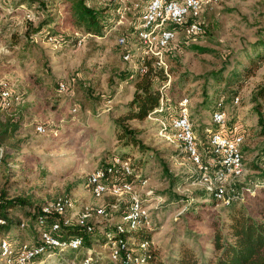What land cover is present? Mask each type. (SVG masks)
Listing matches in <instances>:
<instances>
[{
	"label": "rangeland",
	"instance_id": "obj_1",
	"mask_svg": "<svg viewBox=\"0 0 264 264\" xmlns=\"http://www.w3.org/2000/svg\"><path fill=\"white\" fill-rule=\"evenodd\" d=\"M13 1L0 0V78L8 82L13 97L20 99L0 112V118L19 123L15 139L21 142V152L11 167L16 174L20 169L27 172L23 178L16 176L17 183L9 189V195L24 197L28 203L9 216L27 223L31 205L66 195L71 199L67 210L71 217L84 204L108 210L107 215L92 218L98 234H103L106 223L113 226L120 221L113 212L129 204L131 195L108 192L95 197L86 179L112 153L131 152L134 158L143 155L148 162V178L136 182L135 191L152 219L149 249L158 248L160 259H166L188 245L203 258L213 257L211 237L226 220L227 212L224 203L205 190L194 164L173 138L171 117L162 114L166 108L144 120L129 122L141 132L140 146L123 147L120 131L115 128L116 113L135 90L134 78L124 77L137 71L142 48L135 30L148 0H87L111 8L110 25L101 36L76 31L64 11L68 4L55 3L50 7L55 17L50 31L64 35L66 40L60 44L50 40L48 32L36 34L31 30L45 11L36 4L17 6ZM199 20L203 24L200 34L187 37L178 30L177 38L163 52L165 62L171 52L169 60L177 70L167 73L162 91L170 98L173 95L171 100L178 104L184 97L189 99L190 117L203 154L208 134L215 130L214 106L219 100L227 102L228 124L238 123L244 133L246 173L238 184L247 183L264 168V123L252 100L264 79V61L250 62L253 56L264 53V0L205 3ZM121 36L126 37L125 44L118 41ZM79 38L83 39L81 44H77ZM126 52L132 54L130 60L124 58ZM244 69L249 72L239 84L227 83L233 72L242 73ZM59 81L67 84L63 92H56ZM232 90H237L234 98ZM38 125L45 131H39ZM2 154L0 145V159ZM17 162L19 166L14 164ZM6 173L0 169V187ZM237 185H233L234 191ZM259 198H264V192ZM257 200L250 197L246 204L253 208ZM12 231L22 234L26 241L37 238L29 228ZM109 246L99 240L70 258L62 256L58 261L55 255L44 254L39 260L44 264H84L83 256L88 252L94 256L92 264H106L111 257Z\"/></svg>",
	"mask_w": 264,
	"mask_h": 264
},
{
	"label": "trees",
	"instance_id": "obj_2",
	"mask_svg": "<svg viewBox=\"0 0 264 264\" xmlns=\"http://www.w3.org/2000/svg\"><path fill=\"white\" fill-rule=\"evenodd\" d=\"M13 2L17 4V6L25 3L31 5L36 4L41 12L45 11V15L42 16L37 27L31 29L35 31L36 34L48 32L47 34L53 35L50 30L52 29V23H54L55 17H53L54 15H52V9L50 7L59 2L68 4L64 9L65 14L73 23L75 30L81 33L101 36L110 25V20L112 18L108 13L109 9H111L110 7L92 5L87 0H14ZM189 21L188 19L186 22L173 23L171 27L183 32L184 27ZM131 31L134 30L131 29ZM54 36H56L60 42L66 40V38H63L64 35L59 34ZM186 36L188 37V35ZM25 47L26 46H24V48ZM195 47L201 51L207 50L199 46ZM169 53L171 52H168V58L165 57L166 65H158L156 57H146L145 64L147 65V70L145 72L137 70L132 73H127V77H124L126 79L129 77L134 78L132 82L135 90L130 100L123 105V109L115 115L114 124L115 128L120 131L118 138L122 140L123 147L141 145L139 138L141 132H137L136 129L132 128L129 122L134 120L141 121L151 114H156L154 109L159 105L163 92L162 85L168 78L167 73L173 74L177 70L173 64H171V60H169V56L171 55ZM256 61H264V53H258V55L250 58V62ZM248 72V69H244L242 73L233 72L227 83L229 85L239 84L240 79L244 78ZM217 78H220V76ZM58 91L62 92L59 90V86L58 90L56 89V92ZM172 91L174 92L175 89L173 88ZM231 93L235 94L231 97L234 98V96L237 95V90H232ZM58 96H60V94H58ZM172 96L173 95H171V98ZM171 98L167 95L166 109L162 114L172 118L178 115L180 106L177 101H173ZM252 100L257 103L256 109L260 112V122L263 124L264 114L261 113V107L264 105V79L256 89ZM226 103V101H217L213 110L225 109ZM6 108V106L0 104V112H4ZM18 128L19 123H14L11 118L6 117L5 120L0 118V145H3L0 169L3 170L4 173L7 172L5 182L2 187H0V218L5 220L3 223L0 222V238L6 237L16 249H19L24 242H28L31 245L38 244L40 242V230L49 227L52 222L60 220L61 225L59 234L62 239L67 240L70 236L75 234L83 236V244L80 249L84 246H91L92 243L99 240L102 244L110 245L111 257L106 264H264V198H259L260 192H264V168H262L261 171L259 170V174L254 178L251 177L252 179L249 181L259 184V188L254 193L244 192L242 193L244 194L242 199L238 197L224 204L227 212L226 220L223 221L221 227H216L211 237V243L214 246L213 257L203 258L196 253L194 248L188 245H182L178 253L166 259H160V250L158 248L152 247L149 249L151 244V226H139L136 229H131L129 223H126L123 231H117V223L113 226H109L108 223H106L104 233L98 234L97 227L94 225L92 219L85 227L75 223L66 225L57 214L44 213L41 209L42 205L30 206L28 209L29 216L25 218V220H28L27 223L23 220L15 221L14 218L10 217L9 215L12 210L15 211L18 207H25L26 203H28L27 199L24 197L9 195V189L15 187L17 183V179H15L16 176L23 178L27 172L25 169H20L19 173L16 174L15 170L11 167V162H15L17 154L19 155L21 152V142L15 139ZM141 150L144 151V146ZM130 153L131 152L112 153L109 159L99 166L100 169L104 170L105 177L110 178L114 173L119 177L125 176L121 166L112 163V158L118 156L123 161H128L131 168V174L127 176L128 179L135 183H142L143 180H146L148 178V174L145 171V166L148 164L147 159L143 155L134 158L133 154ZM14 164L19 166L20 162ZM164 169H167L166 165H164ZM249 182L238 184L237 192L241 194L240 192L245 186L249 185ZM250 197L254 200L258 199L253 208H249L246 204ZM129 206L130 203L120 205L113 214L121 219L127 214ZM16 227L18 229L29 228L35 231L37 238L35 240L26 241L22 237V234L16 235L12 233V229ZM107 233H111L113 240H121L125 243V247L119 250L116 259L112 258V241L108 238ZM146 241H148L149 244L147 248H144L142 244ZM47 250V256L53 254L58 261L62 256L64 258H70L78 251L69 246L49 248ZM43 255L32 259L28 264H44L39 260V258L42 259L41 257H43ZM90 256L92 259L94 258L92 254L87 252L83 256V262ZM136 258L139 259L138 262H136ZM37 261L38 263H36ZM0 264L5 263L0 261Z\"/></svg>",
	"mask_w": 264,
	"mask_h": 264
},
{
	"label": "built area",
	"instance_id": "obj_3",
	"mask_svg": "<svg viewBox=\"0 0 264 264\" xmlns=\"http://www.w3.org/2000/svg\"><path fill=\"white\" fill-rule=\"evenodd\" d=\"M217 1L219 0H148L140 14V21L135 30V35L142 48V53L138 57L137 70L145 72L147 70L145 58L151 56L157 58L158 65H166L163 52L178 36V30L171 27V25L186 22L189 19L190 21L187 22L183 32L188 36L200 34L203 30V24L199 17L204 4ZM49 39L60 44V41L54 35H50ZM118 41L125 44L126 37L121 36ZM82 42L83 39L79 38L77 44ZM131 57L130 52L124 54L126 60H130ZM167 75L169 76V74ZM58 86L62 92L67 88L64 81H59ZM19 99V96L13 97L8 82L0 78V104L9 107L12 105L13 100ZM239 99V96H237L236 100ZM166 100L167 95L162 92L159 105L154 109L155 113L164 110ZM188 102L187 97L181 99L178 115L171 118L173 138L181 145L189 160L194 164L195 172L197 176L199 174L205 190L214 199L224 204L238 197L242 199L244 197L242 193L244 192L254 193L259 188V184L253 181L242 189L241 194L237 192V189L234 191L233 185H237L246 173L243 153L244 133L240 129V125L238 123L228 124L226 109L213 110L212 120L216 128L208 134V149L203 154L194 131ZM74 110H76V107H74ZM37 129L41 132L45 131L43 125H38ZM112 163L120 165L125 176L119 177L114 173L112 177L106 178L104 170L97 168L88 175L86 179L87 188L95 197H101L108 192L118 196L131 195L127 214L116 224L117 231H123L126 223H129L131 229H136L139 226H151L150 212L146 209L140 195L136 193L135 182L127 178L131 174L128 161H123L120 157L115 156L112 158ZM70 200L66 195H59L52 202L42 204L41 209L44 213L57 214L66 225L75 223L83 227L87 226L94 216L108 214V210L103 206L92 207L89 204H84L75 217H71L67 212ZM4 221L0 218L1 223ZM60 225V220L52 222L49 227L40 230V242L38 244L31 245L24 242L19 249H16L6 237H1L0 261L5 264H28L32 259L46 254L49 248L69 246L72 249L79 250L83 244V236L75 234L64 240L59 234ZM107 236L112 241V258L116 259L119 250L125 247V243L121 240H113L111 233H107ZM148 244L149 242L146 241L142 246L147 248ZM91 261L92 257L90 256L84 260V264H90ZM138 261L139 259L136 258V262Z\"/></svg>",
	"mask_w": 264,
	"mask_h": 264
}]
</instances>
